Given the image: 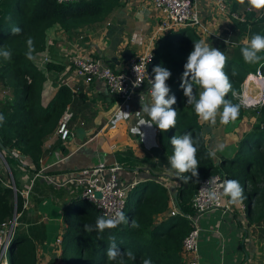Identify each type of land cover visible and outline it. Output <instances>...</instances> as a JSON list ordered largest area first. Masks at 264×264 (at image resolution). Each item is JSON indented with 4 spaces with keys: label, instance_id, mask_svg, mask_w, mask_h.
Segmentation results:
<instances>
[{
    "label": "crops",
    "instance_id": "crops-1",
    "mask_svg": "<svg viewBox=\"0 0 264 264\" xmlns=\"http://www.w3.org/2000/svg\"><path fill=\"white\" fill-rule=\"evenodd\" d=\"M122 1V5L96 27H80L65 32L58 24H53L45 32L44 51L33 57V62L46 77L41 99L43 105L54 96L59 86H65L71 92V101L62 115L71 130L69 137L60 140L56 127L41 144L37 169L29 156L16 149L9 153L3 149L0 151V177L14 185L17 191H28V205L18 213L19 230L30 233L35 227L45 224V240L37 246L39 264H65L61 259L67 224L62 213L68 204L83 203L80 196L82 187L72 181L82 169L100 163L117 164L120 166L119 176L125 184L136 182L135 186H138L149 181L165 187L169 195L168 208L155 217V223L177 209L179 182L168 162L169 156L159 142L160 129L155 124L149 127L146 115H137L141 108L140 98H148L147 88L144 86L133 99L120 104L103 81L85 83L75 74L73 63L77 57L100 58L115 71L126 70L130 60L124 61L121 55L127 49L131 58L147 53L151 55L149 61L153 56L157 57V64L168 68L175 81H181L187 59L177 55L179 44L171 36L184 28L157 32L161 15L150 0ZM197 2L200 24L207 32L202 35L194 28H185L193 30L199 41L203 40L210 47L225 53L247 46L251 40V27L256 25L264 36V8H252L248 0L243 4L239 0H226L225 12L220 11L212 0ZM9 4V0H0V11L9 10ZM238 23H246L247 30L242 31ZM227 54L229 56L230 53ZM47 63L55 67L47 70ZM197 91L199 94L203 89L198 86ZM124 111L129 113L127 118H121ZM141 119L144 124L140 123ZM235 121V124L227 126L231 121L222 124L219 115L215 123L199 120L201 128L204 125L211 127L204 138L209 150L215 152V165L233 157L256 117L247 112ZM133 127L139 131L133 133ZM17 195L13 191V203H16ZM224 202L231 205V211L215 209L197 221L200 229L199 261L202 264H264V223L251 221L245 215L243 203L233 204L230 198ZM54 231L57 233L53 240ZM217 240L221 246L220 255L215 258L211 244H216ZM1 264H8L6 253Z\"/></svg>",
    "mask_w": 264,
    "mask_h": 264
},
{
    "label": "trees",
    "instance_id": "trees-1",
    "mask_svg": "<svg viewBox=\"0 0 264 264\" xmlns=\"http://www.w3.org/2000/svg\"><path fill=\"white\" fill-rule=\"evenodd\" d=\"M122 2L9 0V10L0 11V114L5 118L3 124H0V151L3 149L9 153L16 149L29 156L37 169L41 144L54 132L71 101L70 90L59 86L48 103L42 104L46 77L33 62V57L44 51L46 30L53 24H58L65 32L80 27H96L105 22ZM238 24L242 31L247 30L246 23ZM14 28H19L20 32L14 33ZM259 31V26H252L249 38L255 34L262 35ZM173 34L171 39L179 44V52L176 54L187 59L194 44L199 42L198 36L190 28L180 29ZM29 39L32 41L31 58L27 55L30 49ZM243 47L245 46L225 52L230 54L226 56L224 71L232 85L225 99L232 104H238L232 94L240 92L241 83L248 74L260 67L264 75V59L256 64L246 63L241 53ZM3 51H9L11 58L6 59L2 55ZM259 55L264 57V52ZM157 65V57L153 56L148 63L153 76L152 69ZM53 67L55 66L47 63V70ZM166 83L173 88L170 95L174 94L177 99V103L173 105L177 110V123L174 128L159 132V142L164 152L171 157L174 152L171 138L185 133H191L198 145V176H192L191 172L184 173V176L189 177L185 182L176 175L179 186L175 204L180 214L169 215L155 223V217L167 210L169 195L165 187L149 181L135 186L129 192L123 209L127 222L115 228H105L103 231L96 229L97 219L101 216L91 203L83 201L77 205L68 204L62 213V219L67 224L62 240V260L65 264H121V259L123 264H143L145 259H150L152 264H184L182 241L192 228L188 217L195 215L191 199L200 180L219 171L239 181L242 186L241 203L245 215L256 224L264 223V104L254 110L252 115L256 117V122L238 144L241 157L232 155L233 157L221 160L220 165H215L213 156L209 155L211 151L202 133L200 118L195 113L194 105L187 103L181 81L177 82L170 77ZM197 89L198 85L193 83V94L198 99ZM246 113L240 107L237 118ZM16 198V203H13V189L0 177V225L12 218L14 207L18 212L22 211V198L19 194ZM133 222L138 227H134ZM85 225L92 226L93 230L85 231ZM29 232L22 233L17 229L13 233L6 250L8 264L38 263L37 246L45 240V226L35 227ZM113 238L123 254L116 260H110L107 256ZM129 251L135 255L134 260L126 255Z\"/></svg>",
    "mask_w": 264,
    "mask_h": 264
},
{
    "label": "built area",
    "instance_id": "built-area-1",
    "mask_svg": "<svg viewBox=\"0 0 264 264\" xmlns=\"http://www.w3.org/2000/svg\"><path fill=\"white\" fill-rule=\"evenodd\" d=\"M80 0H57L58 3H70ZM153 6L160 13V23L157 32H167L179 28L190 27L196 29L200 34L205 35L206 30L201 27L197 0H150ZM220 11L227 12L226 0H212ZM236 17V16H235ZM238 19V18H237ZM244 21V19H241ZM233 45V42H230ZM150 56L148 53L133 57L128 62L126 70L115 71L105 64L100 58L77 57L74 60L75 74L83 79L85 83L94 80H101L105 83L109 93L116 97L120 104H126L133 99L136 92L147 88V93L151 87L153 75L148 69ZM252 76V78H250ZM254 80V81H253ZM259 82H258V81ZM233 97L243 110L256 108L264 104V75L258 67L253 73L248 74L241 83L240 92H235ZM147 98V97H146ZM251 110V109H250ZM71 133L66 120L60 119L56 134L60 140H66ZM120 166L105 165L100 163L86 169H82L72 179L82 187L81 199L91 203L99 216L110 218L117 211L124 209L129 192L136 182L125 184L122 182L119 171ZM225 172L219 171L213 175L200 180L198 187L191 199V205L195 215L188 217L192 226L191 230L185 235L182 241L181 253L184 264H200L198 248L200 239V229L197 226L198 219L205 213L215 209L223 212L231 211V205L225 201L229 197L220 195L216 202H208L202 194V189H214L222 193L221 185L225 180H230ZM9 186L14 193L19 194L23 201V208L28 204L26 199L28 191H17L14 185ZM19 212H17L7 223L0 225V264L10 238L19 225ZM180 214L177 209L170 212V215Z\"/></svg>",
    "mask_w": 264,
    "mask_h": 264
},
{
    "label": "clouds",
    "instance_id": "clouds-1",
    "mask_svg": "<svg viewBox=\"0 0 264 264\" xmlns=\"http://www.w3.org/2000/svg\"><path fill=\"white\" fill-rule=\"evenodd\" d=\"M244 2L245 0H239L241 4ZM248 4L257 10L264 8V0H248ZM13 32L19 33L20 29L14 28ZM28 44L30 49L27 55L31 58V39H29ZM261 52H264V36L259 34L253 35L250 43L241 49L244 61L249 64H256L264 59V57L259 55ZM2 55L6 59L11 58L9 51H3ZM226 62L227 57L219 49L210 47L201 40L194 44L193 50L188 55L187 62L184 64L181 88L183 89L184 96L187 97V103L194 105L195 113L201 120L215 123L216 117L219 115L221 123L226 125L230 121H235L239 115L240 105L232 104L230 100L225 99L232 89L229 77L224 71ZM152 71L154 77L151 82L148 98H140L141 108L137 112V115H146L150 121L149 127L155 124L160 130L167 131L174 128L177 123V110L173 108V105L177 103V99L174 94L170 95L171 89L166 83L172 73L168 68L160 65L155 66ZM193 83L203 89L199 93L198 99L193 94ZM233 95L235 96L236 93L233 92ZM221 109L222 111H220ZM128 115L129 113L124 111L121 113V118H127ZM4 120V116L0 114V124H3ZM140 123L144 124L145 121L141 119ZM138 131L137 128H132L133 133H137ZM170 141L174 152L169 157L168 162L171 169L175 170V175L185 180V182H187L189 177L184 176V173L191 172L192 176H198V145L191 133L173 136ZM220 147H223V145ZM209 155L215 156V152L211 151ZM221 187L223 189L222 193L218 194L216 190L209 188L202 189V194L208 202L218 201L220 195L229 197L233 204L242 201L243 188L239 181L235 179L225 180ZM126 222L127 219L124 213L117 211L110 218L99 217L95 227L103 231L105 228H115L119 224ZM133 226L138 227L135 222H133ZM17 229L19 228L17 227ZM92 230V226L85 225V231L90 232ZM122 255L113 238L107 251L108 258L116 260L118 257H122ZM126 255L129 259H135V255L130 251ZM121 264H123L122 259ZM143 264H152V262L150 259H145Z\"/></svg>",
    "mask_w": 264,
    "mask_h": 264
},
{
    "label": "rangeland",
    "instance_id": "rangeland-1",
    "mask_svg": "<svg viewBox=\"0 0 264 264\" xmlns=\"http://www.w3.org/2000/svg\"><path fill=\"white\" fill-rule=\"evenodd\" d=\"M223 54H224V53H223ZM224 55L227 56V53H225ZM250 109H251V110H250ZM246 111H247L248 113L251 112V114H253V112H254L252 108H249V109H247ZM236 120L238 121V118H237ZM234 122H236V121H231L230 124H228L227 126H230V125H232V124H235ZM231 123H232V124H231ZM250 130H251V129H250ZM227 152H228V154H231V151L228 150ZM237 152H238V147L236 148V150H235V152L233 153V155H236V154H237V155H239V157H241V156H240V152H238V153H237ZM239 162H241V161H239ZM235 163H236V162H235ZM226 164H229V163L227 162ZM226 166H227V165H226ZM222 202H224V200H223ZM17 212H18V211H17L16 208L14 207V208H13V214H12V217H13V218H14V216H15V214H16ZM43 226H45V224H42L40 227L42 228ZM18 227H19V225H18ZM20 228H21V227H20ZM56 233H57V231H56V232L54 231V232L52 233L53 240H54V237H55ZM216 239H217V238H216ZM218 242H219V241L217 240V241H216V244H214V245L211 244V250L214 252L213 255H214L215 258H216V257L218 258V256L220 255V249H219V248H220L221 245H220V243H219V245H218ZM232 243H233V242H232ZM38 259H39V257H38ZM61 260H62V259H61ZM37 264H39V263H37ZM200 264H202V261H201V260H200Z\"/></svg>",
    "mask_w": 264,
    "mask_h": 264
},
{
    "label": "water",
    "instance_id": "water-1",
    "mask_svg": "<svg viewBox=\"0 0 264 264\" xmlns=\"http://www.w3.org/2000/svg\"><path fill=\"white\" fill-rule=\"evenodd\" d=\"M121 57H122V59H123L124 61H129V60L131 59V53H130V51L127 50V49H125V50L123 51ZM210 129H211L210 126H208V125H204L203 128H202V132H203V134H205L206 132L209 133V132H210Z\"/></svg>",
    "mask_w": 264,
    "mask_h": 264
},
{
    "label": "bare ground",
    "instance_id": "bare-ground-1",
    "mask_svg": "<svg viewBox=\"0 0 264 264\" xmlns=\"http://www.w3.org/2000/svg\"><path fill=\"white\" fill-rule=\"evenodd\" d=\"M252 78V76H250ZM254 81V80H253ZM258 81V80H257ZM259 82V81H258Z\"/></svg>",
    "mask_w": 264,
    "mask_h": 264
}]
</instances>
